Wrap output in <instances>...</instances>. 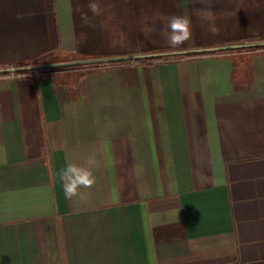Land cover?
Wrapping results in <instances>:
<instances>
[{
	"label": "crops",
	"instance_id": "obj_1",
	"mask_svg": "<svg viewBox=\"0 0 264 264\" xmlns=\"http://www.w3.org/2000/svg\"><path fill=\"white\" fill-rule=\"evenodd\" d=\"M90 2L0 0V66L264 40V0ZM216 53L0 76V264H264V50Z\"/></svg>",
	"mask_w": 264,
	"mask_h": 264
},
{
	"label": "clouds",
	"instance_id": "obj_2",
	"mask_svg": "<svg viewBox=\"0 0 264 264\" xmlns=\"http://www.w3.org/2000/svg\"><path fill=\"white\" fill-rule=\"evenodd\" d=\"M89 10L94 15H99L101 9L96 0H91L88 4ZM81 19L87 23L88 17L82 13ZM166 29L164 33L166 43L171 48L183 45L191 37L190 21L183 16H171L164 18ZM215 31V29H212ZM93 161H89V164ZM59 178L62 183L63 192L66 198L73 199L81 196V189L91 188L96 183V177L90 167L80 166L69 157L65 166L60 169Z\"/></svg>",
	"mask_w": 264,
	"mask_h": 264
},
{
	"label": "water",
	"instance_id": "obj_3",
	"mask_svg": "<svg viewBox=\"0 0 264 264\" xmlns=\"http://www.w3.org/2000/svg\"><path fill=\"white\" fill-rule=\"evenodd\" d=\"M263 47H264V40H261V41L226 44V45L216 47V48H202V49H193V50L161 52V53L146 54V55H139V56H124V57H115V58L75 60V61H69V62L48 63V64H39V65H31V66H20V67H2L0 68V74L39 71V70L66 68V67L116 64V63L133 61V60L166 58V57H174V56H185V55H190V54L223 52V51H233V50H249V49H257V48H263Z\"/></svg>",
	"mask_w": 264,
	"mask_h": 264
},
{
	"label": "trees",
	"instance_id": "obj_4",
	"mask_svg": "<svg viewBox=\"0 0 264 264\" xmlns=\"http://www.w3.org/2000/svg\"><path fill=\"white\" fill-rule=\"evenodd\" d=\"M255 50H264V47L263 48H257ZM217 53L216 52H210V53H199V54H190V55H186V57H199V56H204V55H216ZM164 58H154V59H148L146 61H160V60H163ZM0 67H3V66H0ZM17 67H20V66H17ZM15 75H23V74H27V72H15L14 73ZM6 75H9V73L7 74H0V76H6Z\"/></svg>",
	"mask_w": 264,
	"mask_h": 264
}]
</instances>
